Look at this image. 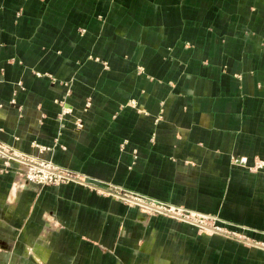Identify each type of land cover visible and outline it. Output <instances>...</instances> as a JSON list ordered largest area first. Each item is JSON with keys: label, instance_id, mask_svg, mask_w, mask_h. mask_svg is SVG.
Returning a JSON list of instances; mask_svg holds the SVG:
<instances>
[{"label": "crops", "instance_id": "obj_1", "mask_svg": "<svg viewBox=\"0 0 264 264\" xmlns=\"http://www.w3.org/2000/svg\"><path fill=\"white\" fill-rule=\"evenodd\" d=\"M0 149L81 179L30 183L0 151L7 264H264L102 192L264 245V0H0Z\"/></svg>", "mask_w": 264, "mask_h": 264}, {"label": "built area", "instance_id": "obj_2", "mask_svg": "<svg viewBox=\"0 0 264 264\" xmlns=\"http://www.w3.org/2000/svg\"><path fill=\"white\" fill-rule=\"evenodd\" d=\"M0 151L4 152L5 156H9L10 154L6 151L0 149ZM10 158L15 161L16 163L22 166V175L26 177V180L30 183H40L43 185H59L63 183L69 182H80L81 179L78 177H74L73 173L60 169L59 167L53 165L47 161L35 162V160L25 158L23 156L17 155H10ZM24 169L25 175H24ZM103 193H108L118 199L134 203L140 207L145 209H149L153 212L159 213H167L174 217H178L181 219H186L187 221L191 220H198L201 223H204L207 219H215L218 218L214 217L213 215L206 216V218H195L193 215H197L192 210L185 209L183 207H176L169 203H163L158 201H153L148 199L142 195L132 193V192H124V191H111V190H103ZM197 216H200L198 214ZM191 222V221H190ZM194 223V222H192ZM198 224L199 223H195ZM216 228V227H214ZM218 228V227H217Z\"/></svg>", "mask_w": 264, "mask_h": 264}, {"label": "rangeland", "instance_id": "obj_3", "mask_svg": "<svg viewBox=\"0 0 264 264\" xmlns=\"http://www.w3.org/2000/svg\"><path fill=\"white\" fill-rule=\"evenodd\" d=\"M8 161V160H7ZM25 169H24V175H25ZM20 173V171H19ZM21 174H22V171H21ZM74 177H78L76 174H74ZM26 179V177H24ZM79 178V177H78ZM33 184H36V185H43V184H40V183H33ZM107 193V192H106ZM105 193V194H106ZM110 195V194H109ZM117 198V197H115ZM123 202L127 203V205H130V206H133V207H137L140 209V211L144 212V213H147V214H150V215H163L165 217H168V218H171V219H174L176 221H179V222H182V223H186V224H189L193 227H196L198 229V231L200 233H205L207 235H211V234H219V235H222V236H225L229 239H232V240H240L242 242H244L247 246H257V247H260L262 249H264V245H257L256 242H254L252 239H250L249 237H247V235H243L237 231H232L231 229H227L226 227H223L221 224H220V221L221 219L216 216V215H213L214 217L218 218V220H215V219H207L206 221H204V223H201V224H194L190 221H187L186 219H181V218H178V217H174L170 214H167V213H159V212H153V211H150L149 209H145L143 207H140L134 203H130V202H127V201H124ZM176 207H180V206H176ZM184 208V207H183ZM186 209V208H185ZM195 213V212H194ZM200 214V213H197V215ZM197 215H193L195 218H206L204 217L202 214H200V216H197ZM212 215V214H211ZM209 216V215H208ZM2 218L0 219V225L2 224ZM4 225H11L12 224V220L10 217H7V218H4ZM209 228H208V227ZM216 227V228H214ZM218 227V228H217ZM214 229H218V230H222L221 232H218L216 230H213ZM5 238V235H0V239L2 238ZM1 243V242H0ZM8 251H5V249L1 248L0 247V264H7L6 263V255ZM10 259H8L7 261L9 262Z\"/></svg>", "mask_w": 264, "mask_h": 264}, {"label": "bare ground", "instance_id": "obj_4", "mask_svg": "<svg viewBox=\"0 0 264 264\" xmlns=\"http://www.w3.org/2000/svg\"><path fill=\"white\" fill-rule=\"evenodd\" d=\"M204 217H206V216H208L207 214H202ZM191 222H194V224L197 222V223H199V224H201V222H199L198 220H191V219H189ZM208 227V226H207ZM209 228V227H208ZM213 230H216V231H218V232H221L222 230H218V229H214L213 228Z\"/></svg>", "mask_w": 264, "mask_h": 264}]
</instances>
